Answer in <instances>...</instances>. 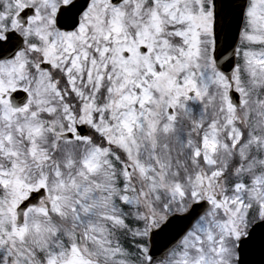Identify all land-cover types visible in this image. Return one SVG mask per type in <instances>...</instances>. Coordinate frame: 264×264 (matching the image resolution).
Here are the masks:
<instances>
[{
    "label": "snow or ice",
    "instance_id": "snow-or-ice-1",
    "mask_svg": "<svg viewBox=\"0 0 264 264\" xmlns=\"http://www.w3.org/2000/svg\"><path fill=\"white\" fill-rule=\"evenodd\" d=\"M0 264H264V0H0Z\"/></svg>",
    "mask_w": 264,
    "mask_h": 264
}]
</instances>
